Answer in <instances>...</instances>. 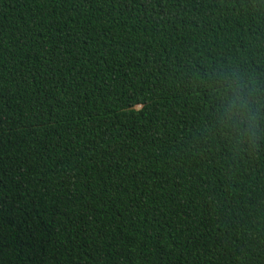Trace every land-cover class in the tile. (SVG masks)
Instances as JSON below:
<instances>
[{"label":"trees","instance_id":"16d2710c","mask_svg":"<svg viewBox=\"0 0 264 264\" xmlns=\"http://www.w3.org/2000/svg\"><path fill=\"white\" fill-rule=\"evenodd\" d=\"M0 264H264V0H0Z\"/></svg>","mask_w":264,"mask_h":264},{"label":"clouds","instance_id":"9594fccd","mask_svg":"<svg viewBox=\"0 0 264 264\" xmlns=\"http://www.w3.org/2000/svg\"><path fill=\"white\" fill-rule=\"evenodd\" d=\"M225 90H228L227 87ZM231 91L236 93L237 86L233 85ZM250 103L251 101L243 93H240L225 102L222 112L223 123L226 127H231L233 123L237 124V126L243 125L244 134L252 138L256 135L259 125L255 112H252L249 108Z\"/></svg>","mask_w":264,"mask_h":264}]
</instances>
